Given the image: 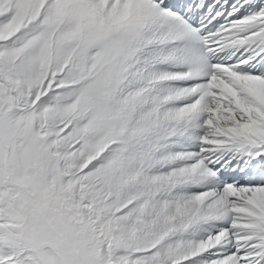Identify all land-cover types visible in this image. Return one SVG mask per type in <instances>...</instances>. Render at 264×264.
<instances>
[{
	"label": "snow or ice",
	"instance_id": "6c2138e0",
	"mask_svg": "<svg viewBox=\"0 0 264 264\" xmlns=\"http://www.w3.org/2000/svg\"><path fill=\"white\" fill-rule=\"evenodd\" d=\"M0 264H264V0H0Z\"/></svg>",
	"mask_w": 264,
	"mask_h": 264
}]
</instances>
